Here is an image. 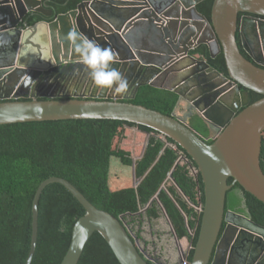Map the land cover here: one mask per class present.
Segmentation results:
<instances>
[{"label": "water", "instance_id": "obj_1", "mask_svg": "<svg viewBox=\"0 0 264 264\" xmlns=\"http://www.w3.org/2000/svg\"><path fill=\"white\" fill-rule=\"evenodd\" d=\"M202 1L83 0L76 9L55 14L45 0H0V125L115 119L153 128L159 137L171 138L184 148L202 175L205 202L191 264H262L264 227L245 214L225 213V205L231 177L264 202V0H214L211 20L197 9ZM36 14L45 19L31 23ZM70 28L113 50V66L129 83L125 93L94 84L66 39ZM203 43L212 57L214 43L218 52L223 51L228 75L191 53ZM73 76L79 82L75 94H70L62 80ZM167 77L172 78L170 83ZM40 81L46 85H39ZM146 84L179 95L171 115L122 100L134 98ZM250 91L263 97L251 103ZM183 103L192 108L185 116L177 113ZM193 115L214 130L212 143L190 125ZM52 183L63 185L85 209L74 224L61 264H78L95 232L105 238L121 264H150L121 216L98 208L60 176L43 180L36 189L24 264H31L34 257L39 202Z\"/></svg>", "mask_w": 264, "mask_h": 264}, {"label": "trees", "instance_id": "obj_2", "mask_svg": "<svg viewBox=\"0 0 264 264\" xmlns=\"http://www.w3.org/2000/svg\"><path fill=\"white\" fill-rule=\"evenodd\" d=\"M83 0H45L55 14L76 9ZM214 0H203L197 5L200 13L211 20ZM45 19L40 14L30 18L31 23ZM215 57L207 44H200L191 50L200 55L221 73L228 75L223 51L215 48ZM250 102L263 95L250 91ZM134 104L171 115L178 104L179 95L173 90L151 84L139 88L132 99H122ZM191 126L202 135L208 134V127L196 116ZM137 128L150 136L147 151L137 162L138 156L129 157L125 151L115 148V139L123 136L124 127ZM156 135L159 132L146 125L115 119H60L18 122L0 125V264H24L28 255L32 232V203L39 184L51 177L60 176L70 180L95 206L116 216L139 212L140 204L146 205L156 193L171 170L177 153L168 148L152 171L139 186L140 201L136 196V175L142 176L155 161L164 142ZM171 143L174 141L168 138ZM210 140L208 143H212ZM193 166L196 162L190 154L176 144ZM142 153V152H141ZM128 167L132 186H119L118 174L121 164ZM261 166L264 171V140L261 151ZM121 169V170H120ZM173 178L195 205H204V183L199 174V185L190 174L187 164L178 165ZM126 178V177H124ZM123 178V179H124ZM232 188L227 192L225 213L234 211L245 214L254 222L264 225V202L244 190L233 178H229ZM112 187H115L113 190ZM195 227L197 213L181 197L174 186L169 187ZM160 199L167 208L180 238L188 236L185 219L175 202L166 191H161ZM149 217L157 218L159 209L154 201L146 210ZM85 214L79 201L61 184L48 185L39 202L38 242L31 264H61L71 242L76 221ZM141 214V213H140ZM192 237L193 248L187 258L191 264L195 245L198 241L200 221ZM150 264H156L149 262ZM78 264H121L105 238L95 232L87 242Z\"/></svg>", "mask_w": 264, "mask_h": 264}, {"label": "flooded vegetation", "instance_id": "obj_3", "mask_svg": "<svg viewBox=\"0 0 264 264\" xmlns=\"http://www.w3.org/2000/svg\"><path fill=\"white\" fill-rule=\"evenodd\" d=\"M242 15V14H241ZM238 42L239 44L241 43V37H240V34L238 33ZM254 39V38H253ZM252 46L255 48L254 46V41L252 42ZM215 48L217 49L218 51V46L217 44H213L212 46V49L213 51L215 50ZM257 50V48H255V51ZM243 53L244 55H246L248 58H250V56L243 50ZM172 80V78H168L167 77V83H170ZM78 78H75L74 76L73 77H70L69 79H63L62 80V84L64 86H66V84H69V85H78ZM61 84V85H62ZM39 85H46L44 81H40L39 82ZM62 85V86H63ZM77 87V86H76ZM193 93V92H192ZM192 93H189V95H191ZM185 101H189V98H186ZM192 103L191 101H189L188 104ZM187 105V104H186ZM185 103L181 104L178 108V114H180L181 116H185L188 114V112H191V107L190 105L186 106ZM196 116L198 115H193L190 120H189V123L190 125L192 124V122H194L193 119L196 118ZM199 117V116H198ZM214 133V130H208V134L206 135H203L205 138H207V141H210L212 140L211 136L213 135ZM159 137V135H156V137ZM163 142H164V146L163 148L161 149V151L159 152L157 158L155 159V161L150 165V167L146 170V172L138 177L136 175V180H135V186H136V196H137V199L139 200V203H141L140 201V195H139V186L140 184L143 182V180L147 177V175L152 171V169L154 168V166L158 163V161L160 160V158L162 157V155L165 153V151L168 149V148H172V149H175L176 153H177V158L175 159V162L171 168V170L169 171L167 177L165 178V180L162 182V184L160 185V187L158 188V190L156 191V193L149 199L148 203H147V207L145 210H142V211H139L137 214H134V215H126L125 217L123 215H120L121 216V219L123 221V223L125 224L127 230L129 231V234L130 236L132 237L133 241L136 243L139 251L142 253V255L148 260V262H153V263H156V264H165L164 262H161L160 259L158 257H155V256H152L150 254V252L146 249V247L144 249L141 248L140 246V242L139 240H141L143 237H142V232H143V226L145 224L146 221H152L156 218H152V217H149L146 213V210L149 206L152 205V203L155 201L156 204H157V207L159 209V216L157 218L160 217V211L163 210V212L165 213L168 221H169V224L171 226V229L174 233V237H175V240H176V243H177V246L179 248V251L181 253V256L182 258L184 259V262L182 264H187V258H188V255L190 253V250L193 248V243H192V237L194 236L195 234V231H196V228L199 224V218L202 214V210H203V205L200 203L199 205H195L194 203H192V201L188 198V196L184 193V191H182V189L179 187V185L177 184V182L175 181V179L173 178V171L174 169L178 166V165H184V164H187L188 165V168H190V174L194 177V179L197 181L198 183V191H199V194H201V189H200V185H199V174L200 171L198 170V167H195L192 165V163L189 161V159L186 157V155L179 151L178 150V147L176 146L175 143H171L167 137H159ZM150 139V138H148ZM213 141V140H212ZM149 142L150 140H147L144 145H143V148H142V153H140L134 160V163H135V169L137 168V162L142 159L147 151V147L149 145ZM148 171V172H147ZM202 176V175H201ZM142 177H144L139 184H137V179H141ZM203 180V179H202ZM170 186H174L176 188V190L178 191V193L181 195V197L188 203V205L192 208H194L195 212L197 213V222H196V225L194 228L191 227L190 225V218L188 216V214L183 210L182 206L180 205V203L177 201V199L175 198L174 194L170 191L169 187ZM166 191L168 193V195L170 196V198L175 202L176 206L178 207V209L180 210V212L182 213V215L184 216V219H185V225H186V228L188 229V236H184L182 238H180L178 236V233H177V230L174 226V223L171 219V217L169 216L168 214V211H167V208L165 207V205L163 204V202L161 201L160 199V192L161 191ZM142 206V205H140ZM199 208V209H198ZM141 213V214H140ZM201 223V221H200ZM226 220H225V224L223 226V228L225 227L226 225ZM257 223V222H256ZM258 224V223H257ZM260 226H263L264 225H261V224H258ZM138 226V230L136 232H134V228ZM251 228L254 229H257L253 226L250 225ZM183 239H186L184 241H186L188 243V249H185V246H184V241ZM145 242V241H143ZM146 245H148L147 242H145ZM149 248V247H148ZM150 249V248H149ZM170 252L167 251L165 254H168ZM179 253V252H178ZM177 254V252L175 253ZM178 255V254H177ZM262 264H264V262L262 261L261 262ZM167 264H171V262L169 261V263Z\"/></svg>", "mask_w": 264, "mask_h": 264}, {"label": "rangeland", "instance_id": "obj_4", "mask_svg": "<svg viewBox=\"0 0 264 264\" xmlns=\"http://www.w3.org/2000/svg\"><path fill=\"white\" fill-rule=\"evenodd\" d=\"M122 132L124 137H117L115 139L114 146L115 148H120L125 151V155L131 158L139 155L142 152L144 143L147 140H150L147 138L146 134L133 127H124ZM120 168L122 169H120L121 173L117 176L122 180L118 181L119 186H132L133 181H131L130 172H127V165L122 163ZM112 188L115 190V187ZM146 207L147 204L140 206L139 211L145 210ZM137 230L138 226L134 228V232ZM142 237L143 238L139 240L141 248L144 249L147 246L146 249L150 252V254L152 256L158 257L161 262H164L165 264L169 263V261L171 264H182L184 262V259L182 258L177 246L174 233L163 210L160 211L159 218L145 222L143 226ZM184 240L186 239H183V241ZM143 241L147 242L148 245H146ZM186 241H184V246L185 249H188L189 246ZM169 250L170 252L165 254ZM176 252L178 255L175 254Z\"/></svg>", "mask_w": 264, "mask_h": 264}, {"label": "clouds", "instance_id": "obj_5", "mask_svg": "<svg viewBox=\"0 0 264 264\" xmlns=\"http://www.w3.org/2000/svg\"><path fill=\"white\" fill-rule=\"evenodd\" d=\"M66 39L70 45H74L76 55L87 67L95 85L99 88L114 89L121 94L128 90L127 77L113 66L116 54L111 48L102 47L75 28H70Z\"/></svg>", "mask_w": 264, "mask_h": 264}, {"label": "crops", "instance_id": "obj_6", "mask_svg": "<svg viewBox=\"0 0 264 264\" xmlns=\"http://www.w3.org/2000/svg\"><path fill=\"white\" fill-rule=\"evenodd\" d=\"M64 87L66 89V92H68L70 94H75V92H76V86L75 85H68V87L66 85Z\"/></svg>", "mask_w": 264, "mask_h": 264}]
</instances>
